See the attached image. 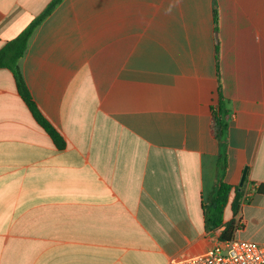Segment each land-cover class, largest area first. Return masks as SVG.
I'll return each mask as SVG.
<instances>
[{"label":"crops","instance_id":"0c3cea01","mask_svg":"<svg viewBox=\"0 0 264 264\" xmlns=\"http://www.w3.org/2000/svg\"><path fill=\"white\" fill-rule=\"evenodd\" d=\"M53 1L0 0V51ZM19 66L65 147L0 69V264H171L214 247L220 84L224 223L264 244V0H61Z\"/></svg>","mask_w":264,"mask_h":264},{"label":"trees","instance_id":"16d2710c","mask_svg":"<svg viewBox=\"0 0 264 264\" xmlns=\"http://www.w3.org/2000/svg\"><path fill=\"white\" fill-rule=\"evenodd\" d=\"M61 0H54L47 10L35 21H33L16 39L11 41L0 51V69L10 70L16 80L19 93L27 104L28 108L34 115L37 123L51 136L56 146L61 150L65 147V143L62 140L61 135L50 125V123L44 118L39 111L36 103L34 102L25 79L21 72L19 62L24 57L28 47L30 38L32 37L35 29L43 21V19L60 3ZM216 17V38L218 39V13L215 12ZM217 60L219 64V52L220 45L217 40ZM212 123L211 131L213 137L218 141L220 146V152L218 156V168L220 171V177L215 184L214 190L208 200L209 212L208 222L210 226L215 229L224 228L220 235V241H227L233 238L235 232L239 230L235 221L224 223L223 215L224 211L229 205V196L233 190V187L226 184L223 180V174L227 170V148H228V112L226 109V100L222 94V86H219V100L218 106L212 107ZM244 182L240 188H234L235 197L231 204L233 215L236 216L241 208V200L243 197L244 187L247 183V170L245 171ZM258 194H264V185H261L258 190Z\"/></svg>","mask_w":264,"mask_h":264},{"label":"built area","instance_id":"2783aa9c","mask_svg":"<svg viewBox=\"0 0 264 264\" xmlns=\"http://www.w3.org/2000/svg\"><path fill=\"white\" fill-rule=\"evenodd\" d=\"M171 264H264V244L233 237L218 243L207 252L172 259Z\"/></svg>","mask_w":264,"mask_h":264},{"label":"rangeland","instance_id":"374dc122","mask_svg":"<svg viewBox=\"0 0 264 264\" xmlns=\"http://www.w3.org/2000/svg\"><path fill=\"white\" fill-rule=\"evenodd\" d=\"M230 213H231V212H230V207H227L226 210H225V214H224L225 217L228 218V217L230 216ZM237 238H239V237H237ZM240 239H241V238H240Z\"/></svg>","mask_w":264,"mask_h":264},{"label":"water","instance_id":"95a60500","mask_svg":"<svg viewBox=\"0 0 264 264\" xmlns=\"http://www.w3.org/2000/svg\"><path fill=\"white\" fill-rule=\"evenodd\" d=\"M244 177H245V174H244V176H243V179H242V182H241V186H242V184H243V182H244Z\"/></svg>","mask_w":264,"mask_h":264}]
</instances>
